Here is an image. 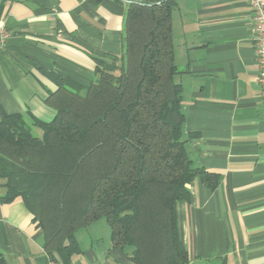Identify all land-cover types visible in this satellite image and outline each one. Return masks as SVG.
<instances>
[{
	"label": "crops",
	"instance_id": "1",
	"mask_svg": "<svg viewBox=\"0 0 264 264\" xmlns=\"http://www.w3.org/2000/svg\"><path fill=\"white\" fill-rule=\"evenodd\" d=\"M172 39L182 88L183 135L199 177L176 204L178 237L193 264H264V104L257 83L253 21L243 0H174ZM127 0H0L10 33L0 55V106L50 122L49 75L88 85L95 59L120 56ZM2 193V190H0ZM70 264H133L112 249L101 220L76 233ZM5 264H54L20 198L0 204Z\"/></svg>",
	"mask_w": 264,
	"mask_h": 264
},
{
	"label": "trees",
	"instance_id": "2",
	"mask_svg": "<svg viewBox=\"0 0 264 264\" xmlns=\"http://www.w3.org/2000/svg\"><path fill=\"white\" fill-rule=\"evenodd\" d=\"M127 2L120 56L95 59L88 85L49 75L57 87L45 99L56 112L50 122L0 106V204L22 200L54 264H70L81 252L76 233L98 220L133 264H193L176 204L190 199L197 177L209 190L218 185L193 166L183 135L175 2Z\"/></svg>",
	"mask_w": 264,
	"mask_h": 264
},
{
	"label": "built area",
	"instance_id": "3",
	"mask_svg": "<svg viewBox=\"0 0 264 264\" xmlns=\"http://www.w3.org/2000/svg\"><path fill=\"white\" fill-rule=\"evenodd\" d=\"M251 11L253 21V48L257 67V83L260 87V98L264 104V0H243ZM10 33L0 22V55L7 50Z\"/></svg>",
	"mask_w": 264,
	"mask_h": 264
},
{
	"label": "rangeland",
	"instance_id": "4",
	"mask_svg": "<svg viewBox=\"0 0 264 264\" xmlns=\"http://www.w3.org/2000/svg\"><path fill=\"white\" fill-rule=\"evenodd\" d=\"M34 133L36 134V135H40V130L39 129H35L34 130ZM0 184H1V181H0ZM101 221H103V220H101ZM103 223H104V221H103ZM107 225V224H106ZM109 229V228H108Z\"/></svg>",
	"mask_w": 264,
	"mask_h": 264
}]
</instances>
